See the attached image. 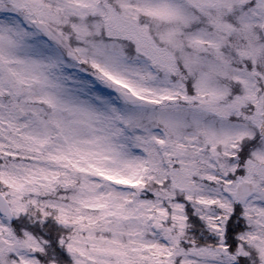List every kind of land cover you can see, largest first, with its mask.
Wrapping results in <instances>:
<instances>
[{
	"label": "snow or ice",
	"instance_id": "obj_1",
	"mask_svg": "<svg viewBox=\"0 0 264 264\" xmlns=\"http://www.w3.org/2000/svg\"><path fill=\"white\" fill-rule=\"evenodd\" d=\"M0 264H264V0H0Z\"/></svg>",
	"mask_w": 264,
	"mask_h": 264
}]
</instances>
